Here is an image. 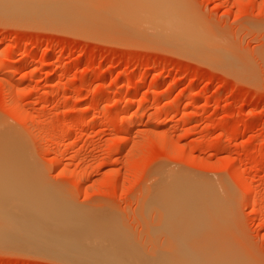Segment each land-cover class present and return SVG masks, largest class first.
<instances>
[{
	"label": "rangeland",
	"instance_id": "obj_1",
	"mask_svg": "<svg viewBox=\"0 0 264 264\" xmlns=\"http://www.w3.org/2000/svg\"><path fill=\"white\" fill-rule=\"evenodd\" d=\"M36 1L0 7V126L28 154L10 158L11 171L39 176L96 238L152 264H165L161 216L183 196L170 204V184L192 178L214 187L207 210L196 209L202 236L264 264V0H168L218 57L119 16L122 0ZM5 247L0 264L82 263L29 243Z\"/></svg>",
	"mask_w": 264,
	"mask_h": 264
},
{
	"label": "bare ground",
	"instance_id": "obj_2",
	"mask_svg": "<svg viewBox=\"0 0 264 264\" xmlns=\"http://www.w3.org/2000/svg\"><path fill=\"white\" fill-rule=\"evenodd\" d=\"M26 1L27 0L25 1L0 0V7L2 8L3 6L5 7L9 6L8 8L13 9L12 7L17 8V6H21L20 8H25L23 6L27 4L28 5L30 4L29 6L31 7L32 5L33 7V5L37 2L36 0L35 2L32 0H29L27 2ZM24 2L26 3L24 5H21ZM121 2H123V4L118 3L120 4V8L122 9L120 10L119 8L120 11L118 10L120 13L119 16L121 15L123 17L129 18L133 22L135 21V24L140 23L137 26L141 25L142 27H146L145 29L148 31L157 32L158 30L159 33L157 32L158 33L157 35L159 34L162 35L161 39L163 40L162 37H164L165 39L163 41L168 40V42H170L172 39H175L176 41L172 40L175 43L179 41L182 42L183 44L186 43L184 44L185 46L180 42L178 43V45L181 46L182 48L187 47L186 49L190 51H192V49H190L191 47L193 49L195 48L194 53L201 51L200 50L201 47L203 48V46L205 45L207 46V47L205 46V48L209 49L210 51L209 53H211L212 50L215 51L216 48L211 46V44L207 45L205 39H204L205 44L203 43V38L201 36L202 33L201 34L197 33L198 31L196 30H195L196 32H193L195 26L194 27L191 26L188 20L183 18L180 15V13L177 12L176 7H173L168 2V0H125V1L122 0ZM50 17H52V15ZM52 18L54 19L55 17L53 16ZM172 41L171 44L173 43ZM202 50L205 49L203 48ZM213 51H212V55L213 53H215ZM201 52L203 53V51ZM2 68H4V65ZM47 78L49 79L50 75L47 74V76H45V79L47 80ZM15 106H14L15 108L14 110H17V112H19L20 114L21 113L20 110H18ZM145 107H146V103L144 102L140 105L139 108L143 109ZM84 108H81L80 110L78 108L79 110L78 116H81L86 112V109ZM14 110L13 112L15 113ZM1 129H0V245H3L4 247L5 246L12 247V245L20 242L27 244L29 243L32 248L33 247L34 249L38 248L39 251L40 250L45 251L46 248L47 250L50 249L48 250V252L52 251L51 252L52 255H54L55 253L56 256L60 254L59 257L79 256L78 259L80 260L82 259V263L85 258H89L95 260L94 262H96L93 263L92 261H90L92 262L91 264H97V263L99 264V262H101L102 260H104V262H106L107 264H152L147 259L141 262L139 260V256L137 255V253L134 254L135 252L134 253L131 252L130 251L131 249L129 250L128 247H126L122 242L116 239L113 241L111 240V242H107L108 238H105L107 239V241H105L104 238L103 239H99V237L96 238L94 234H91L94 231L92 230V228L91 229L89 228L88 226L89 222L87 218L81 215L80 212H76V209L66 200L62 199L58 195L51 192V190H49L46 187V185H44L43 181L41 180V178H39V176L37 175L32 176L31 174L26 175L27 173L26 174L14 173L13 170L11 171V169L16 168L18 166L15 163H13L12 162L13 160L10 158L28 157V154L25 151V148L22 147L21 143H18V139L15 140V135L13 136V134H10V131L4 130L3 126ZM6 131H8L9 133ZM23 167H25V165ZM6 169L10 170V172L5 171ZM72 172L73 171L70 172V175H72ZM169 178L172 177L170 176ZM169 178L167 177V179ZM167 181H169V183ZM167 181L165 182V185L166 183L170 184V180ZM190 181L191 182H187V180H184V182L179 181V183L175 181V183L176 182L178 183L177 186L179 187H177L176 184H174L173 182H171L170 184L172 187L171 192L173 193L174 196L175 195L178 196L177 198V196L173 197V195H170L172 196L170 197L171 200L169 199L170 204H172V202H175L176 201L175 199H178L179 202V198L183 195L180 199L181 202H179L180 204H182L180 205L182 208L179 207V203L177 204L178 206L175 204L174 207L173 205L170 206V204H168L169 203L168 201L167 204L170 206L169 208H167L168 213L164 214L165 218H163L164 216H161L162 220L165 219L164 221L166 224L165 227L167 228V232H168V234L167 233L166 234L167 237L169 235L170 237L169 240L170 239L171 240L170 241L168 240L167 242L169 243L168 244L169 250L166 251V253L164 254L166 255L164 261H163V255L159 257V260L161 262L163 261V263L165 264H246V261L244 259L242 260L238 259L239 260L238 262L237 258H235L237 256L232 254L228 255L229 253L226 254V252L223 249L224 247L219 243V240L208 239L202 236L205 231L204 228L206 227L205 224L206 219L201 214V211L209 207V205L211 204V200L209 204H208L209 201H207V203H205V201L209 199L208 197L212 196L214 187L213 186L210 187L209 185L206 186V184L203 183V185L205 186L195 188L196 186H192L193 185L192 178ZM161 184L158 185L157 187L159 191L162 190V188L166 189V186L163 187ZM195 184L199 185V182ZM168 189H170V187ZM163 192L165 194L167 193L165 191ZM168 192L170 191L168 190ZM179 193H181V196ZM163 202L165 201L163 200ZM202 203L206 204V208L205 205L204 206L202 205ZM198 207L200 209L202 208L204 209L198 211L196 210L198 209ZM180 208L181 211L184 212L182 213L184 214L182 215V217L179 216L181 213L177 215L178 213L176 212L177 210L180 211ZM193 218H196L197 221L200 222L199 226L197 224L192 225L193 222L190 219L193 220ZM217 225L215 224V226ZM194 227L195 228L200 227L201 230H197ZM163 231L166 232L164 229ZM209 236L211 237V235ZM110 239H114V238H110ZM227 255L231 256V258L227 257ZM80 256L85 258L84 259L80 258ZM100 259L101 261H99Z\"/></svg>",
	"mask_w": 264,
	"mask_h": 264
}]
</instances>
